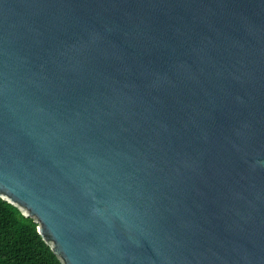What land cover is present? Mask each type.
Returning a JSON list of instances; mask_svg holds the SVG:
<instances>
[{
  "label": "water",
  "instance_id": "95a60500",
  "mask_svg": "<svg viewBox=\"0 0 264 264\" xmlns=\"http://www.w3.org/2000/svg\"><path fill=\"white\" fill-rule=\"evenodd\" d=\"M0 199L61 264H264V0H0Z\"/></svg>",
  "mask_w": 264,
  "mask_h": 264
},
{
  "label": "trees",
  "instance_id": "16d2710c",
  "mask_svg": "<svg viewBox=\"0 0 264 264\" xmlns=\"http://www.w3.org/2000/svg\"><path fill=\"white\" fill-rule=\"evenodd\" d=\"M0 264H61L37 233V225L0 199Z\"/></svg>",
  "mask_w": 264,
  "mask_h": 264
}]
</instances>
